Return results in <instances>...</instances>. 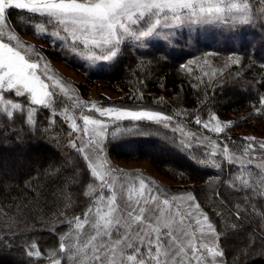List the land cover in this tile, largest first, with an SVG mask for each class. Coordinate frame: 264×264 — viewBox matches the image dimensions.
Masks as SVG:
<instances>
[{"label":"snow or ice","instance_id":"1","mask_svg":"<svg viewBox=\"0 0 264 264\" xmlns=\"http://www.w3.org/2000/svg\"><path fill=\"white\" fill-rule=\"evenodd\" d=\"M9 9L24 10L43 18L44 24L54 29L51 36L62 42L66 52L90 64L117 59L127 43L143 48L159 41L167 46L184 29L226 25L239 30L257 20L250 0H0V113H6L8 119L14 113L25 115L29 125L35 123L37 108L52 109L56 115L55 106L64 103L61 94L67 99L72 96L61 81L49 83L53 77L46 64L41 67L43 56L39 52L34 58L35 50L19 42L12 43L18 38L8 23ZM44 24L36 25L38 37L45 32ZM228 60L226 67L239 63L238 57L229 56ZM193 63L196 60L188 61ZM216 75L217 70L213 69L211 76ZM14 98H23L24 102ZM73 103L81 106L83 102L74 100ZM260 103L264 105V97ZM92 108L100 116L116 121L129 119L165 128L169 127L165 121L173 119L146 109L103 108L95 103ZM64 111L67 113L66 108ZM65 118L72 120L73 131H82L89 137L77 151L88 161L91 181L83 192L88 198L86 206L78 214L69 215L70 202L60 213L64 217L61 223L67 224L68 231L59 237L58 251L49 252L50 264H225L220 241L227 232L218 231L193 194L178 197L154 191L143 178L109 166L102 157L108 125L83 115L81 129L71 116ZM216 119L214 115L211 117V121ZM195 123L216 134L230 126V123L223 126L216 123L211 127L210 122L198 117ZM126 131L146 134L139 130V124ZM244 139L254 140L253 137ZM70 144L76 148L74 141L70 140ZM181 144L186 149L192 147L183 141ZM259 148L264 149V142L259 143ZM208 155L222 156L230 166L237 167L225 183L243 200L232 205L221 192L215 193L222 206L216 215L225 220V229L231 228L235 233L241 229L242 220L255 215L264 218V208L259 207L264 198V155H255L253 143L243 145L239 153L225 144L222 151L213 150ZM256 160L260 162L254 164ZM197 163L222 167L212 158L199 159ZM233 216L235 219L230 221ZM251 243L254 246L255 242ZM241 254H246L244 249ZM26 255L40 258L43 253L32 243L26 246Z\"/></svg>","mask_w":264,"mask_h":264},{"label":"trees","instance_id":"2","mask_svg":"<svg viewBox=\"0 0 264 264\" xmlns=\"http://www.w3.org/2000/svg\"><path fill=\"white\" fill-rule=\"evenodd\" d=\"M250 3L253 15L257 16L256 23L239 30L226 25H206L182 30L167 46L159 41L143 48L125 44L129 56L118 81L106 71L95 70L83 59L66 52L62 42L51 36L54 29L44 24L43 18L18 9H9L7 18L13 32L45 45L46 48L40 49L44 57L60 60L76 69L88 83L100 81L116 85L119 91L125 92L123 100L128 102L153 104L158 100L165 111L181 116L198 133L210 137L207 140L210 144L211 138L216 142L220 140L221 146L226 144L231 151L240 152L247 143L246 136L239 130L264 133V128L257 130L250 124L252 121L264 123V105L260 103L264 97V0H250ZM37 24L45 27L39 37L35 34ZM229 56L238 57L239 63L226 67L230 63ZM189 60L196 63L188 64ZM205 60L209 63L205 64ZM213 69L217 70L214 78ZM221 71L223 75L219 74ZM205 72L209 75L205 76ZM14 99L24 102L23 98ZM213 115L217 118L215 121H211ZM197 117L210 124L230 123V126L220 134H211L195 123ZM34 120L35 123L29 125L25 115L14 113L13 118L8 119L6 113H0V126L10 134L0 172V199L4 203L0 206V264H50L49 252L58 251L59 237L68 231L67 224L61 223L64 217L60 213L71 202L69 215L78 214L88 202L83 192L91 177L82 154L70 150L67 164L54 139L45 136L51 125L48 110L37 108ZM55 124L67 131L62 119L57 118ZM135 124L146 134L126 131ZM113 132L103 144L102 155L107 161L152 160L158 172L179 184L186 183L178 187L193 194L219 232H227L220 241L225 264H264V231H261L264 227L257 231L262 237L246 235L248 226L255 228L258 221L264 226V218L255 215L244 219L240 222L241 229L234 233L231 228L226 230L225 220L216 215L222 210L220 200L215 198L216 192H221L232 205L243 200L225 183L237 171L236 166H230L222 156L210 157L208 154L212 151L202 146L184 148L174 132L156 124L125 121ZM19 155H24L25 161L19 162ZM31 156L36 159L32 161ZM206 158L216 159L222 167L197 163ZM74 170H77L76 177L69 175ZM259 207L264 208V198ZM224 211L227 214V209ZM234 219V216L229 218ZM245 241L250 247L239 248ZM32 243L43 253L40 258L26 255V246ZM241 249L246 254L242 255Z\"/></svg>","mask_w":264,"mask_h":264},{"label":"rangeland","instance_id":"3","mask_svg":"<svg viewBox=\"0 0 264 264\" xmlns=\"http://www.w3.org/2000/svg\"><path fill=\"white\" fill-rule=\"evenodd\" d=\"M24 11V10H23ZM15 33V32H14ZM63 35V33H61ZM17 36V41H14L12 43H21L22 45L29 47L33 50H35L32 55L34 58H36V53L39 52L40 55H42L41 48H46L45 45L34 38L15 33ZM5 42H7L6 37L4 38ZM43 56V55H42ZM129 56V50L126 48V46H122V50L118 56L117 59L111 61V62H97L95 64H90L87 61H85L87 64H90L93 69H102L106 71L114 81H118L119 77L121 75V72L124 69V62ZM47 65L49 75L53 77L52 81H49V83H53L55 80H59L62 83L66 84L67 88L69 89V94L72 96V99H67L61 94V99H63L65 102L63 104H57L56 110L57 114L53 115L52 109H47L50 117L51 125L48 128V132L45 133V136L49 138L54 139V143H56L57 150L60 152V154L65 159L66 163L69 164V151L74 149L77 150V148H80L83 146V144L88 142L89 137H86L83 135V132H77L73 131L70 127L72 120L66 119L65 116H71L78 127L83 129L84 124L82 120L83 115H88L96 119H100L101 121H104L108 125L107 134L105 135L103 139V144L105 140L108 138L109 135L113 132L114 128L118 125L120 126L121 123L129 122V123H135V121L125 119L121 121H116L114 119H110L109 117H102L99 115L98 112H96L92 105L95 103L97 107H103V108H121V109H130V110H152L161 112L165 115L172 116L173 119L171 121H165V123L169 124L168 128L163 127L167 130H170L174 132L177 135L178 141H183L184 143H189L192 146L193 145H199L204 148V150L210 149L211 151L217 150L222 151L224 145L221 146L222 141L215 139H212V144L207 142V139H205V136L201 133H198L196 129L192 128L188 123L184 122L181 119V116L176 115L175 113H169L164 110L162 106H160L156 100V103L150 104L145 102H128L123 100V97L125 96V92L119 91L116 85H112L110 83H102L100 81H91V83H88V80L85 79V77L78 72L76 69L70 67L69 65L65 64L64 62L60 60H56L49 57H44L41 61V67L43 68L44 65ZM91 84V85H90ZM84 88H81L83 87ZM56 91H59L57 88ZM82 101L81 106H76L73 101ZM67 109V113H65L64 109ZM57 118L62 119V123L64 127H66L67 131L64 132V130L60 129L59 126L55 124V120ZM77 118V119H76ZM215 122H212L210 124L211 127L215 126ZM253 124L252 126L256 128L257 130H260L261 128H264V123H253V121L250 123ZM203 127V125H202ZM204 128V127H203ZM208 130V129H207ZM242 131L243 135L246 137H253L254 140L245 142L253 143L255 145V155L262 156L264 155V149L259 148V143L264 142V133L256 134V133H250L249 131H243L239 130V132ZM211 134L215 133L213 131H209ZM230 132H233V129L230 130ZM238 132V133H239ZM114 133V132H113ZM112 133V134H113ZM258 133V132H257ZM10 134L6 129L3 128V126H0V172L2 171V162L5 159L7 148L9 144ZM70 140L74 141L76 144V148H73L70 144ZM256 142V143H254ZM217 144H219V148L217 149ZM156 152V151H155ZM239 153V152H237ZM82 154V153H81ZM83 156V154H82ZM103 159L104 155H102ZM19 158V162L25 161L26 157L17 156ZM30 159L34 161L36 158L31 156ZM85 160V159H84ZM107 161V160H106ZM86 164H88V161H86ZM259 160L254 161L253 163H259ZM108 165L120 169L121 173H128V174H134L135 176H138L140 178H143L146 182V184L151 187L154 191H164L167 192L169 195L172 196H185L188 194V191L181 190L178 186H182V184L185 186L186 183L179 184V181L172 180L165 175L158 172L156 167L153 164L152 160L149 159H136V160H120V159H111L107 161ZM77 170L70 172L69 175H74L76 177ZM1 179V177H0ZM73 185V184H72ZM136 186H139V180H136ZM178 188V189H177ZM4 203L0 199V206L3 207ZM246 227V226H245ZM259 227H264L260 224V222H257V225L254 226H248L247 227V233L246 235H260L257 233L259 230ZM261 236V235H260ZM262 237V236H261ZM264 238V237H263ZM240 240V239H239ZM241 241V240H240ZM248 242V241H247ZM245 242H241L239 244V248L244 246V249H248L250 246H245Z\"/></svg>","mask_w":264,"mask_h":264}]
</instances>
